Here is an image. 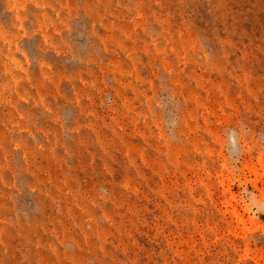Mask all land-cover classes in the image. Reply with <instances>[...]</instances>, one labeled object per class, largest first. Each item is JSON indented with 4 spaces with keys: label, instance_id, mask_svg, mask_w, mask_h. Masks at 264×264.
<instances>
[{
    "label": "rangeland",
    "instance_id": "374dc122",
    "mask_svg": "<svg viewBox=\"0 0 264 264\" xmlns=\"http://www.w3.org/2000/svg\"><path fill=\"white\" fill-rule=\"evenodd\" d=\"M263 193L264 0H0V264H264Z\"/></svg>",
    "mask_w": 264,
    "mask_h": 264
},
{
    "label": "bare ground",
    "instance_id": "6f19581e",
    "mask_svg": "<svg viewBox=\"0 0 264 264\" xmlns=\"http://www.w3.org/2000/svg\"><path fill=\"white\" fill-rule=\"evenodd\" d=\"M263 197H264V193H263ZM233 214H234L237 218H239L240 220H242V218L240 217V214H239L236 210L233 211ZM250 225H255V227L258 226V224L256 225L253 221H250Z\"/></svg>",
    "mask_w": 264,
    "mask_h": 264
}]
</instances>
